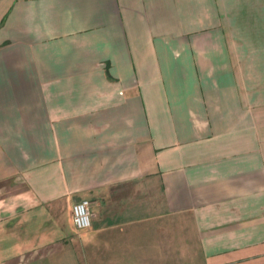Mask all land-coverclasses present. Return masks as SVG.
<instances>
[{
  "label": "crops",
  "instance_id": "crops-1",
  "mask_svg": "<svg viewBox=\"0 0 264 264\" xmlns=\"http://www.w3.org/2000/svg\"><path fill=\"white\" fill-rule=\"evenodd\" d=\"M0 264H264V0H0Z\"/></svg>",
  "mask_w": 264,
  "mask_h": 264
},
{
  "label": "built area",
  "instance_id": "built-area-1",
  "mask_svg": "<svg viewBox=\"0 0 264 264\" xmlns=\"http://www.w3.org/2000/svg\"><path fill=\"white\" fill-rule=\"evenodd\" d=\"M93 215L92 201L89 199L78 201L72 207V220L74 225L79 229L90 227Z\"/></svg>",
  "mask_w": 264,
  "mask_h": 264
}]
</instances>
